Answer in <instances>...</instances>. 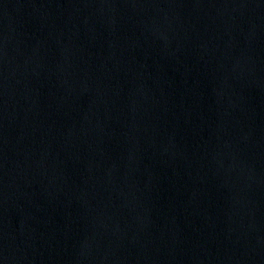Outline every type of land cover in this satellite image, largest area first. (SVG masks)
Listing matches in <instances>:
<instances>
[{
  "label": "water",
  "instance_id": "95a60500",
  "mask_svg": "<svg viewBox=\"0 0 264 264\" xmlns=\"http://www.w3.org/2000/svg\"><path fill=\"white\" fill-rule=\"evenodd\" d=\"M0 264H264V0H0Z\"/></svg>",
  "mask_w": 264,
  "mask_h": 264
}]
</instances>
